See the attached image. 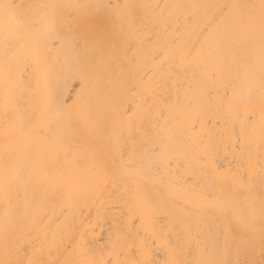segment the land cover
<instances>
[{"label":"bare ground","instance_id":"1","mask_svg":"<svg viewBox=\"0 0 264 264\" xmlns=\"http://www.w3.org/2000/svg\"><path fill=\"white\" fill-rule=\"evenodd\" d=\"M263 215L264 0H0V264H263Z\"/></svg>","mask_w":264,"mask_h":264},{"label":"rangeland","instance_id":"2","mask_svg":"<svg viewBox=\"0 0 264 264\" xmlns=\"http://www.w3.org/2000/svg\"><path fill=\"white\" fill-rule=\"evenodd\" d=\"M252 198L254 199V196H253ZM252 202H253V201H252ZM253 206H254V204H252V207H253ZM253 210L256 211V212L259 211L258 213H261V210H259L257 207H255ZM263 216H264V215H263ZM260 217H262L261 214H256V215L252 216L250 220H252V222L258 224L259 221H257V222H255V221H256L258 218H260ZM252 218H253V219H252ZM248 220H249V219H248ZM248 220H247V221L243 220L242 223L245 221L246 224L248 225V222H249ZM254 220H255V221H254ZM245 222L243 223V226H244V227H246ZM250 222H251V221H250ZM252 222H251V224H252ZM244 224H245V225H244ZM230 225H231V224H230ZM241 225H242V224H241ZM234 226H235V225H233V227H232V225H231V227H232V228H230L231 230L225 228V235H227V236H229V237L231 236L230 234L233 235L232 232L235 231V230L233 231V228H234V229H237V228H236L237 225H236V227H234ZM250 226H251V225H250ZM250 226H249V227H250ZM252 226H255V225L252 224ZM252 226H251V227H252ZM229 227H230V226H229ZM229 227H228V228H229ZM244 227H240V225H239V228H238V229H241L242 231H245V232H244L245 235H244L243 233H241V232H242L241 230H238V229H237L236 233L234 232L235 234H234L233 239L230 237V239H228V242L230 241L229 243L231 244L232 241H233V243H232L231 245H233V246L235 247L236 244L234 245V242H236V241H234V239H235V240L237 239L236 236H237V234H238V236L240 237L239 240H241V241L239 242L240 244H241V243L244 244V242L246 241L245 244L248 245V244H250L251 241H252V244H254V243L257 244V246H256V245H254V246H256L257 248H262V250L264 251V248H263V247H264V246H263V245H264V242L262 241V243H260V242H261L260 239H264V236H262V238L260 237L259 240H258L259 242H258V241L254 238V237H255L254 234H252V233L249 234V233H250L249 231H251V230H249V229H251V227H250L249 229H248V226L246 227V228L248 229V231H246L247 229L244 228ZM242 228H243L244 230H243ZM133 230H134V232H136L139 236H141L142 231H141L140 229L138 230V229H137V226H135V227L133 228ZM227 231H229V233H228ZM230 231H232V232H230ZM239 232H240V233H239ZM248 232H249V233H248ZM247 234H248V236H249L250 238L246 237V238H247V240H246V238H245L244 236H247ZM235 235H236V236H235ZM231 239H232V240H231ZM237 240H238V239H237ZM250 240H251V241H250ZM247 241H248L249 243H247ZM228 242H227V243H228ZM227 243H226V244H227ZM237 244H238V242H237ZM243 244H241V245H243ZM228 245H229V244H228ZM238 245H239V244H238ZM249 246H251V245H249ZM252 246H253V245H252ZM262 246H263V247H262ZM226 247H228V246H226ZM229 247H231V246L229 245ZM237 247H238V246H237ZM240 247H241V246H240ZM240 247H239V248H240ZM256 247H255V249L252 248V250H253L252 252L256 251ZM248 248H249V247H248ZM226 250H227V249H226ZM262 255H264V253H262ZM262 255H261L259 258L257 257V260L261 258L262 260H261V259H260V260L263 261V264H264V258H262V257H264V256H262ZM125 259L128 260L126 257H125ZM255 260H256V258H255ZM252 261H254V260H252Z\"/></svg>","mask_w":264,"mask_h":264}]
</instances>
